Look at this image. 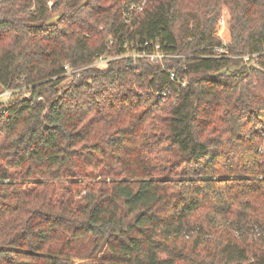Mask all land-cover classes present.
Returning a JSON list of instances; mask_svg holds the SVG:
<instances>
[{
  "label": "trees",
  "instance_id": "16d2710c",
  "mask_svg": "<svg viewBox=\"0 0 264 264\" xmlns=\"http://www.w3.org/2000/svg\"><path fill=\"white\" fill-rule=\"evenodd\" d=\"M0 88V264H264V0H0Z\"/></svg>",
  "mask_w": 264,
  "mask_h": 264
},
{
  "label": "rangeland",
  "instance_id": "374dc122",
  "mask_svg": "<svg viewBox=\"0 0 264 264\" xmlns=\"http://www.w3.org/2000/svg\"><path fill=\"white\" fill-rule=\"evenodd\" d=\"M75 1L76 0H71L72 3H74ZM50 7H53V3L52 2L50 3ZM58 17H59V12L58 13H53L52 18H53L54 21H56ZM230 20H231L230 13L227 10H224L223 13H222V16H221V18H220V20L218 22L217 29H216V36L220 40H222V42L224 44H226V45L230 42V39H231L230 38V34H231V32H230ZM131 55H132L131 53H128L127 54L128 57L131 56ZM133 56L134 57H137L136 54H134ZM176 58H184V56H179V57L177 56V57H175V59ZM113 59H115V58H110V59L102 60L99 63V66L105 67V66H107L108 62L111 61V60H113ZM169 59H172V58L171 57H167L166 59L163 58L162 60H159V62L158 61L157 62L159 64H163V63H165L166 60H169ZM135 90L138 92V94L140 96H143V95L146 94V91H143L139 87H137ZM0 91H1V88H0ZM5 100H6L5 98H1V101L2 102H5ZM75 262L77 264H79V263L86 262V260L76 259Z\"/></svg>",
  "mask_w": 264,
  "mask_h": 264
},
{
  "label": "built area",
  "instance_id": "2783aa9c",
  "mask_svg": "<svg viewBox=\"0 0 264 264\" xmlns=\"http://www.w3.org/2000/svg\"><path fill=\"white\" fill-rule=\"evenodd\" d=\"M151 61H159V60H162L163 58H165V57H167L166 55H163V54H160V53H155V54H152V55H148L147 56ZM171 79L172 80H174L175 79V76H174V74H172L171 75ZM181 86L183 87V88H185L186 87V82L184 81V82H182L181 83ZM164 95H166V93L165 92H163L162 94H161V96H164ZM11 97V93H5V94H3V95H0V99L1 98H10Z\"/></svg>",
  "mask_w": 264,
  "mask_h": 264
}]
</instances>
